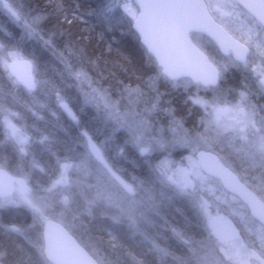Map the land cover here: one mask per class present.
I'll list each match as a JSON object with an SVG mask.
<instances>
[{"label": "rangeland", "instance_id": "374dc122", "mask_svg": "<svg viewBox=\"0 0 264 264\" xmlns=\"http://www.w3.org/2000/svg\"><path fill=\"white\" fill-rule=\"evenodd\" d=\"M2 1L6 8L0 3V15L14 24H24L19 11ZM204 1L215 14V19L235 39L250 43L249 47H252L251 42L264 43V33L232 0ZM116 2L132 21L137 13L134 3L131 0ZM193 40L198 46V42L205 44L196 35ZM253 53L240 68L246 72V78L239 84L232 77L233 70L239 67L236 59L218 55L214 60L222 74V83L217 89L202 90L189 81L168 82L170 85L165 93L183 95L185 100L189 98L201 106L203 115L190 128L184 125V119L180 120L179 112L172 108L169 98L163 96L162 91L158 93L163 79H157L152 88L133 90L126 96L112 99L92 80L84 82L72 77L70 82L74 87L76 84L77 97L80 83L91 96L90 99L82 96L80 103L78 100L74 102L81 113L79 117H90V112L96 115L93 118L97 120L95 126L87 121L94 127L85 135L91 141L98 139L93 142L113 171L131 186L134 191L131 196L92 160L86 136L81 130L76 132L80 128L76 127L77 115L72 109L67 107L68 112L65 111L73 122V132L65 134V148H61L62 156L59 155L61 159L47 162L43 167L36 159L38 154L52 147L53 139L62 135L52 132L48 141L46 137L38 143L30 140L24 118L16 111L0 106L2 149L9 148L13 155L0 154V175L11 190L9 197H0V209L28 211L33 220L31 226L38 227L41 237L44 220L65 215L75 194L83 199L84 195L93 193L109 211H113L116 220L131 226L143 220L148 222L147 219L151 218L148 214L158 215L157 206L161 201L172 196L190 198L197 218L202 222L198 229L201 234L194 238L175 229H171V234L185 242L189 257H195L194 264H264V231L253 219L246 217L248 213H244V204L205 176L195 158L179 165L170 157L178 149L191 156L201 150L214 152L264 202V92L259 85V78L264 73V57ZM25 60L28 59L9 44L0 43V66L11 85H19L15 68ZM12 89L15 90V86ZM52 89L45 90L39 85L35 100L37 108L31 109L34 115L39 109L55 108L54 104L62 107L70 104L66 99L68 90L55 87L56 94H53ZM224 110L228 111L227 116L223 115ZM46 155L49 157L52 153ZM140 172L145 174L140 177ZM197 190L200 192L196 196ZM214 216H221L226 221L230 229L229 239L216 238L209 229ZM11 230L19 231L15 226ZM250 236H254L255 242Z\"/></svg>", "mask_w": 264, "mask_h": 264}, {"label": "trees", "instance_id": "16d2710c", "mask_svg": "<svg viewBox=\"0 0 264 264\" xmlns=\"http://www.w3.org/2000/svg\"><path fill=\"white\" fill-rule=\"evenodd\" d=\"M5 1L19 11L24 24H14L12 20L0 15V43L9 44L31 61L36 88L29 92L20 84L11 85L0 66V106L14 110L24 118L23 123L27 125L30 140H37L38 143L42 137H46L48 141L52 132L62 135L57 140L53 139L52 147L38 154L39 158L36 159L40 166L61 159L59 155L62 156L61 148H65V134L73 132V122L65 112L67 107L77 115L76 127L80 128L76 129L77 133L81 130L86 134L97 123V120H93L96 115L92 112L90 117H79L81 113L75 108L74 102L78 100L80 103L82 96L87 99L91 96L85 91L84 84L80 83L77 97L76 84L74 87V83L70 82L72 77L84 82L86 79L92 80L112 99L126 96L133 90L144 91L148 86L152 88L157 79H163L158 93L163 92L162 95L169 98V103L177 109L178 117L184 119L186 127L190 128L202 117L201 106L195 105L191 99L185 100L183 95L165 93L170 83L161 76L154 60L140 45L132 30L131 17L121 10L116 0ZM210 13L214 17L215 14L212 11ZM256 38L260 40L258 36ZM203 40L205 44H200V48L215 63L214 57L220 56L218 50L210 41L205 38ZM251 44V55L254 52L264 57V48L261 49L264 43ZM237 65L239 67L233 70L232 77L239 84L246 78V72L240 69L243 65ZM221 83L222 74L218 87ZM39 85L45 90L53 88V94H56L55 87L68 90L66 99L70 104L65 108L54 104L55 108L48 106L50 110L42 108L34 115L31 109L37 108L35 100ZM87 121L93 122L94 126ZM2 139L0 130V154L13 156L9 148L2 149ZM48 152L52 153L49 157L46 155ZM170 157L179 165H183L187 159L190 162L194 160V156L188 155L183 149L173 151ZM144 174L142 172L140 177ZM95 190L97 194L98 190ZM199 192L196 191V196ZM84 196L80 199L78 195H73L65 215L49 219L61 222L98 264H194L195 257H189L185 242L171 234V229L183 235L191 234L194 238L201 234L198 229L202 222H199L190 198H167L157 206L158 215L148 214L151 216L148 222L143 220L131 226L116 220L113 211H109L93 193ZM201 196L205 198L203 193ZM244 213L247 214V210ZM246 217L250 218L249 214ZM32 224L30 213L22 208L0 209L1 264H48L40 251V232ZM13 226L19 231H12ZM249 238L252 242L255 239L254 236Z\"/></svg>", "mask_w": 264, "mask_h": 264}, {"label": "water", "instance_id": "95a60500", "mask_svg": "<svg viewBox=\"0 0 264 264\" xmlns=\"http://www.w3.org/2000/svg\"><path fill=\"white\" fill-rule=\"evenodd\" d=\"M132 1L137 7L132 29L141 46L168 81L189 80L204 89L218 85V69L194 45L191 34L208 38L221 55H232L241 64L246 62L249 49L230 36L211 17L203 0ZM233 1L264 30V0ZM0 3L6 8L2 0ZM15 71L19 83L33 91L35 85L31 63L22 61ZM259 83L264 90V74ZM227 114L228 111L224 110L223 115ZM87 148L92 159L104 168L125 193L132 195L134 191L131 186L112 171L91 140H88ZM195 160L204 175L219 181L222 189L243 203L249 216L264 229V202L223 165L217 155L201 150L195 154ZM10 194L6 180L0 175V196L7 197ZM209 225L217 238L229 239L230 229L221 216H214ZM41 238L43 256L50 264H97L68 231L55 221L46 220L43 223Z\"/></svg>", "mask_w": 264, "mask_h": 264}, {"label": "flooded vegetation", "instance_id": "af4514ba", "mask_svg": "<svg viewBox=\"0 0 264 264\" xmlns=\"http://www.w3.org/2000/svg\"><path fill=\"white\" fill-rule=\"evenodd\" d=\"M217 22H218V21H217ZM193 36H195V35H194V34H193V35H191V37H193ZM199 40H200V41H202V40H201V37H200V39H199Z\"/></svg>", "mask_w": 264, "mask_h": 264}]
</instances>
